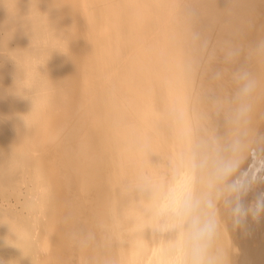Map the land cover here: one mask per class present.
Returning a JSON list of instances; mask_svg holds the SVG:
<instances>
[{"label": "bare ground", "instance_id": "6f19581e", "mask_svg": "<svg viewBox=\"0 0 264 264\" xmlns=\"http://www.w3.org/2000/svg\"><path fill=\"white\" fill-rule=\"evenodd\" d=\"M185 192L264 264V0H0V264H179Z\"/></svg>", "mask_w": 264, "mask_h": 264}, {"label": "clouds", "instance_id": "9594fccd", "mask_svg": "<svg viewBox=\"0 0 264 264\" xmlns=\"http://www.w3.org/2000/svg\"><path fill=\"white\" fill-rule=\"evenodd\" d=\"M240 93L244 94L250 87V82L246 74L240 76ZM190 166L195 169L198 167L207 168L212 176L217 180H222L229 175L234 166V160L217 159L206 156L200 160L192 158ZM235 190V186H233ZM173 201L172 209L175 221L172 227L178 229L182 254L179 264H216V259L210 252V241L215 232L216 222L214 216L205 211L200 199L193 196L190 192H185L177 198L175 194H170ZM253 215L264 212V200H259L252 206ZM237 212H240L237 209ZM174 253V249L172 250Z\"/></svg>", "mask_w": 264, "mask_h": 264}]
</instances>
